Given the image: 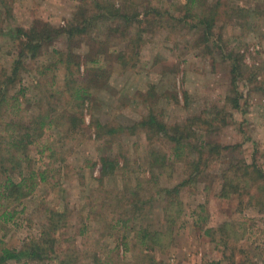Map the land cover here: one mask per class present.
Segmentation results:
<instances>
[{"label":"rangeland","instance_id":"1","mask_svg":"<svg viewBox=\"0 0 264 264\" xmlns=\"http://www.w3.org/2000/svg\"><path fill=\"white\" fill-rule=\"evenodd\" d=\"M113 11L129 15L130 26ZM203 14L212 22L206 36L197 24ZM40 22L61 33L47 38L37 57L24 58L14 37ZM71 23L84 31L70 40ZM56 50L78 56L75 84ZM14 60L22 68L0 109V152L10 157L3 122L35 127L45 114L42 135L21 162L23 174L43 171L45 178L20 203L0 197V214L13 211L6 222L0 216V249L29 246L50 210L66 215L56 223L57 258L8 264H264V205L253 204L259 191L250 189L254 199L220 196L230 162L254 160L264 171V0H0V82ZM79 81L90 86L84 102L66 92ZM150 108L168 136L180 124L195 131L189 144L220 143L218 161L191 177L186 148L174 159L169 137L148 135L141 121ZM103 158L115 161L106 175ZM188 177L179 215L168 222L165 190ZM154 231L161 233L154 243L149 235L141 243V234Z\"/></svg>","mask_w":264,"mask_h":264},{"label":"trees","instance_id":"2","mask_svg":"<svg viewBox=\"0 0 264 264\" xmlns=\"http://www.w3.org/2000/svg\"><path fill=\"white\" fill-rule=\"evenodd\" d=\"M185 1L187 4H189V6H195V4L198 3L199 0ZM80 2L81 5H83V2H86V0H80ZM94 3L96 4L95 6L98 7V9L101 7L100 11L102 13H105L109 10L106 7H103L102 5H98V1H95ZM199 4L201 5V3ZM112 13L117 15L119 13V15L125 19L126 26H130L129 24H131L130 21L132 19L129 15L117 11H113ZM203 16L204 14L200 17L197 24L203 28V33L206 36V34H208V30L212 26V22L206 19V17L203 18ZM133 19L136 18L133 17ZM44 24L45 23L40 22L38 26L31 27L29 31L25 33L22 32L21 29L17 31V34L14 38L18 40L17 42L20 46V52L23 54L24 58L37 57L41 49V44H43L44 41H47V38H49L51 35H58L59 33H61L58 29L49 27V25ZM67 27L68 28L65 31L67 32L70 40L74 37L71 36L72 33H83L84 31V28L82 29L80 26L76 24L74 25V23L69 24ZM55 54H57L58 56L57 62L64 65V69L67 72L66 78L69 77V80L73 82L72 84H75L74 82L76 81V78L73 79L72 76H74L75 72H79L80 63L77 60L78 56L73 55L70 50L64 53L62 51L56 50ZM88 61L96 64L99 60L89 58ZM21 68V61L14 60L10 67V71L6 72V74L4 75V79L2 80V82H0V109L4 106L7 99L5 97L7 87L15 83L16 80H18V74ZM48 69L49 67L45 66L39 71V73L44 75L47 73ZM231 71L232 73H236L233 72L234 68H232ZM79 78L78 80H80ZM235 80L236 79L234 77L233 82H235ZM97 81L98 80H93V83L96 85ZM81 83L82 82L79 81V83H76L78 84L76 86L68 85L66 92L68 93L69 100H80L84 102V97H89L88 91L90 89V86H83ZM232 102L235 108L239 107L237 98H232ZM73 105L74 110H76L78 107V103L74 102ZM45 118V114L39 115V120L38 122L36 121V123H38V126L35 127H31V125L26 126L22 122L19 126L18 123L15 124L14 121L3 122V126L5 125L4 129L8 130L9 133L7 143L4 144V146L6 152L10 154V157L6 159L3 153L0 152V189L2 188V190L0 191V197L10 200V202L20 203V200L30 194L34 187L37 186V179H39L38 181H42V179L45 178V176L43 175V171H40L38 173L34 171H29L27 174H23L21 166V162L24 159L27 160L28 158V146L33 141H35V139L42 135L44 126L47 123ZM73 118L74 116L72 117V119ZM193 119L195 120V122H197L196 124L204 123L200 115H194ZM48 123H52L51 120H49ZM141 123L147 128L149 132V134L147 133L148 135H156L160 133L169 137L170 141L173 143L172 155L174 159L180 158L181 151L183 148L187 149V153H191L188 156L191 159L187 160L189 162V174L191 175V177L195 175L198 176L199 174H202L204 171L209 169L210 165L218 161V155L223 149V146L221 147L220 143H217L216 141L203 140L199 138L196 139L197 144H189V140L192 139L191 134H195V131L189 130L191 126H189L188 128L186 127L185 130H182L179 128L180 124H177L173 127V134L168 136L169 132L166 129V125L156 118V114L151 108L148 110L147 115L144 117V119H142ZM0 125H2L1 119ZM111 131L112 130H109L108 133H111ZM188 147L190 149H188ZM8 160L12 162V166L10 167L4 164V162ZM113 162L115 161H111L108 158L102 159L101 173L103 175L111 173L114 170L115 164ZM13 163L17 164L14 165ZM16 172L19 174L18 180H15L12 177V174ZM191 177H188L187 179L182 180L173 187L167 188L165 190L166 196L168 198V203L165 212L169 213V215L165 216V219L168 222H172V220L179 215V209L181 207L179 191L181 187L186 185V183L190 180ZM221 177L222 183L220 189V196L227 198L231 194H239L241 196L242 194L246 193L254 199L255 195L251 194L250 189L255 187L256 191H259V195H257L255 203L253 204H256L258 206L264 205V171L255 163L254 160L251 164H246L244 161L239 160H237L236 162H230L227 168L223 170ZM241 183H246L250 186L249 188L247 186H243V189L240 190ZM171 210L175 211L172 216L170 215L172 213ZM1 215H3L4 221L6 222L8 218H11L13 216V211L10 212L4 210L0 214V216ZM65 215L66 214H64V212L50 210L47 219L48 224H46L44 228H42L39 237L32 240L29 246L27 245L26 247H23L21 249H15L6 246L1 247L0 264H8L7 261L11 259L19 261L23 257L34 259L40 258L42 255H51L50 257L57 258V256L53 255L55 253L56 244H59L61 240L59 237V228L56 223L61 221L63 218L65 219ZM56 217L58 219H56ZM207 231L210 232V236L214 237V229L210 228ZM229 231L235 233L233 227H229ZM158 234L161 233L154 231L152 234H148L146 232L145 234H141V243H145L146 239L148 238V235L154 243ZM60 263H64V261L60 260Z\"/></svg>","mask_w":264,"mask_h":264}]
</instances>
